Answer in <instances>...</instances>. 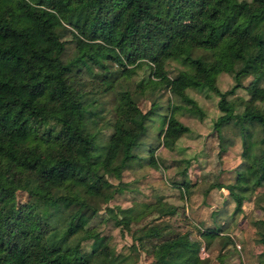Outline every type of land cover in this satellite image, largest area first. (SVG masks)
I'll return each mask as SVG.
<instances>
[{
    "label": "trees",
    "instance_id": "obj_1",
    "mask_svg": "<svg viewBox=\"0 0 264 264\" xmlns=\"http://www.w3.org/2000/svg\"><path fill=\"white\" fill-rule=\"evenodd\" d=\"M111 2L116 8L105 17ZM61 24L70 28L75 50L67 59L64 40L55 31ZM167 60L179 64L172 75L165 68ZM109 61L124 73L145 63L149 73L144 83L138 80L137 92L116 90L113 115L103 119L101 101L81 89L74 74L84 70L98 75L101 90L108 91L111 80L93 67L106 69ZM220 72L233 80L225 90L216 84ZM189 86L219 96L221 112L211 125L218 138L217 156L233 143L223 137L222 126L231 124L239 138L233 181L209 183L204 189L227 188L232 216L242 212L243 201L264 180V109L255 104L264 101V0H0V264L123 261L125 256L115 253L104 235L85 226L97 210L92 201L100 194L96 181L103 182V174L119 177L124 168L158 165L154 150L173 148L190 131L177 117L178 108L202 113L185 92ZM236 87L250 89V108L234 111L230 102H223ZM143 88L149 95L167 88L184 103L160 109L157 96L149 97ZM138 94L148 96L147 109L138 106ZM155 115L156 131L144 143L147 121ZM98 121L110 127L106 137ZM77 150L95 153V178L78 170ZM23 177L32 178L44 200L40 211L28 202L16 205ZM219 211L211 209V225L197 232L207 242L220 239L218 249L233 241L228 221L215 218ZM250 222L264 246V229L258 226L264 220ZM185 235L171 237L166 248L180 245ZM192 242L190 264H205L207 259L196 254L199 240ZM255 264L264 261L258 258Z\"/></svg>",
    "mask_w": 264,
    "mask_h": 264
},
{
    "label": "rangeland",
    "instance_id": "obj_2",
    "mask_svg": "<svg viewBox=\"0 0 264 264\" xmlns=\"http://www.w3.org/2000/svg\"><path fill=\"white\" fill-rule=\"evenodd\" d=\"M115 8V3H109L103 12L105 17H109ZM55 31L64 40L66 50L63 57L67 59L75 52L70 28L61 24ZM107 64L106 69L93 67V72L101 73L111 80L112 89L108 91L101 90L98 75L84 70L74 74L75 83L101 101L103 119L113 115L114 92L121 89L137 92L138 80L144 83L149 73L145 63L135 65L126 73L121 71L122 67L116 62L109 61ZM178 65L174 60H167V73L172 75ZM248 79L244 78L243 83ZM232 82L227 72H220L216 77V84L221 90L229 88ZM143 89L149 97L157 96L160 109L166 103H184L167 88L154 90L152 95ZM185 92L194 99L202 112L200 115L197 111L190 112L184 105L178 108L177 117L188 125L190 131L179 136L173 148L167 149L160 145L154 150L158 160L155 167L143 165L133 169L124 168L119 177L103 174V182L96 181L100 194L92 198L97 210L85 226L97 229L115 253L125 256L119 264H190L192 255L189 252L195 247L192 242L194 238L199 240L196 254L207 259L205 264H255L258 258L264 261V246L257 241L250 222V219L264 220V180L260 186L251 190L252 193L246 191L250 194L243 201L242 212L232 216L230 211L233 202L227 188L212 186L205 193L204 189L209 183L220 182L224 186L233 181V168L240 159V143L234 132L235 127L231 124L222 126L223 137L233 138V143L225 144V150L217 156L218 138L211 125L215 116L221 112L217 107L219 96L210 90L191 86L185 88ZM148 96H136L141 110L148 108ZM223 102H230L234 111L250 108L254 103L251 91L246 87H236L233 92L226 93ZM255 104L264 109V101H256ZM158 122L159 115L147 121L144 143L152 140L151 134L154 135ZM98 123L101 136L106 137L110 127L100 121ZM76 154L78 170L86 171L90 178H95L91 169L95 153L91 151L83 154L77 150ZM252 176L250 174V179ZM15 199L16 205L28 202L38 211L44 208V200L36 193L35 183L29 177L21 179ZM145 203L147 206L143 205ZM169 207L174 209L173 213L163 212ZM211 209H220L215 218L228 221V230L233 238L232 242L223 244L220 249V239L209 238L207 242L197 234L199 228L211 225ZM258 226L264 229V223H258ZM181 233L186 234L182 243L167 249L166 243L170 238Z\"/></svg>",
    "mask_w": 264,
    "mask_h": 264
},
{
    "label": "crops",
    "instance_id": "obj_3",
    "mask_svg": "<svg viewBox=\"0 0 264 264\" xmlns=\"http://www.w3.org/2000/svg\"><path fill=\"white\" fill-rule=\"evenodd\" d=\"M222 188V187H221ZM208 192V191H207Z\"/></svg>",
    "mask_w": 264,
    "mask_h": 264
}]
</instances>
